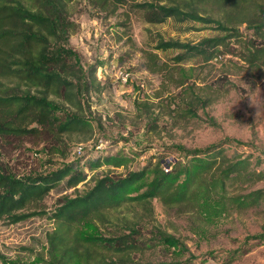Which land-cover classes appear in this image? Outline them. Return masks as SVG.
<instances>
[{
  "label": "trees",
  "instance_id": "trees-1",
  "mask_svg": "<svg viewBox=\"0 0 264 264\" xmlns=\"http://www.w3.org/2000/svg\"><path fill=\"white\" fill-rule=\"evenodd\" d=\"M73 1L0 0V144H23L35 138L53 146L54 151H63L69 145L67 136L93 135L94 126L85 114L86 101L97 88L98 66L84 71L65 46L76 30L67 10ZM89 2L110 14L129 5L153 24L173 19L179 24L213 27L217 33L198 42L160 38L155 49L177 52L172 57L175 65L193 60L210 63L230 53L253 69H264V0ZM245 31L252 33L245 36ZM146 56L150 70H167L157 53L147 52ZM189 82L181 74L174 86L182 89L178 102L182 113L193 118L200 107L217 97L197 93L196 82ZM58 100L74 111L59 116L62 106ZM175 149L178 156L169 163L159 158L121 174L96 173L103 166L109 170L126 167L133 157L112 154L88 162L87 171L72 162L52 172L24 175L0 160V221L12 225L38 215L53 221L54 227L46 234V250L37 264H141L135 257L145 247L142 230L153 215L154 199L174 213L199 216L264 205V189L254 188L264 179V169L257 166L261 157L253 162L251 156L229 154L223 143L204 148L178 145ZM90 174V186L80 190L78 185ZM59 188L73 192L59 197L52 212L42 210L46 198ZM136 207L143 213L135 219L120 213ZM107 224L113 231L106 235L101 225ZM146 233L151 242L168 249L184 248L175 235L157 225L152 224ZM251 238L264 241V233ZM232 255L226 263L240 256L238 251Z\"/></svg>",
  "mask_w": 264,
  "mask_h": 264
},
{
  "label": "rangeland",
  "instance_id": "rangeland-1",
  "mask_svg": "<svg viewBox=\"0 0 264 264\" xmlns=\"http://www.w3.org/2000/svg\"><path fill=\"white\" fill-rule=\"evenodd\" d=\"M67 8L76 30L68 37L66 48L84 71L98 66L97 88L86 101L89 106L85 114L94 126L93 135L67 136L69 145L63 151H54L53 146L35 138L23 144L1 143L0 160L13 171L20 175L52 172L72 162L87 171L88 162L101 156L133 157L126 167L109 170L103 166L96 173L108 170L121 174L142 168L151 160L173 161L178 156L175 149L178 145L204 148L217 143H223L229 154L251 156L253 162L261 157L263 161L257 166L264 169V69H253L230 53L210 63L193 60L175 65L172 57L177 52L155 49L160 38L198 42L216 34L213 27L179 24L173 19L153 24L129 5L114 14L89 0H74ZM193 26L199 30L189 29ZM250 33L245 31L244 35ZM147 52L157 53L167 70H150ZM121 72L128 73L127 81L121 79ZM181 74L190 78L189 84L196 82L197 93L206 97L216 94L213 103L197 110V117L185 116L178 103L182 89L174 85ZM60 101H57L62 106L59 116L74 111ZM90 177L91 174L78 185L80 190L90 186ZM254 188L264 189V179ZM72 192L73 189L53 190L41 209L52 212L57 199ZM152 208L153 215L142 230L146 234L145 247L135 257L141 264H264V241L251 238L264 233V205L202 216L174 213L159 199L153 200ZM120 213L135 219L143 209L125 208ZM152 224L175 235L184 248L177 251L151 242L146 232ZM53 227V221L46 215L12 225L0 221V264H37L46 250V234ZM101 230L107 235L113 227L101 225ZM234 251L245 254L226 263Z\"/></svg>",
  "mask_w": 264,
  "mask_h": 264
},
{
  "label": "built area",
  "instance_id": "built-area-1",
  "mask_svg": "<svg viewBox=\"0 0 264 264\" xmlns=\"http://www.w3.org/2000/svg\"><path fill=\"white\" fill-rule=\"evenodd\" d=\"M120 75H121V79H122L124 82L128 80V73H126V72H121Z\"/></svg>",
  "mask_w": 264,
  "mask_h": 264
}]
</instances>
